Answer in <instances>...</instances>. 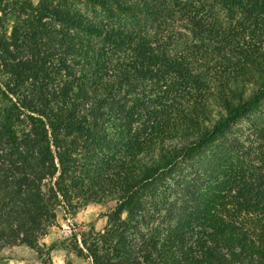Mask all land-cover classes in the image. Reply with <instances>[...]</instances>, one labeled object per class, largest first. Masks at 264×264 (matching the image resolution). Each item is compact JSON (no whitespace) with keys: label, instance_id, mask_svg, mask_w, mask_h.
Listing matches in <instances>:
<instances>
[{"label":"trees","instance_id":"trees-1","mask_svg":"<svg viewBox=\"0 0 264 264\" xmlns=\"http://www.w3.org/2000/svg\"><path fill=\"white\" fill-rule=\"evenodd\" d=\"M0 13V250L116 201L92 264H264V0Z\"/></svg>","mask_w":264,"mask_h":264},{"label":"rangeland","instance_id":"rangeland-1","mask_svg":"<svg viewBox=\"0 0 264 264\" xmlns=\"http://www.w3.org/2000/svg\"><path fill=\"white\" fill-rule=\"evenodd\" d=\"M115 208L116 201L91 204L71 212L60 206L55 223L40 237L37 248L6 246L0 250V264H92V259L81 254L79 248L85 254L88 252L83 240L103 231L108 225V214Z\"/></svg>","mask_w":264,"mask_h":264}]
</instances>
